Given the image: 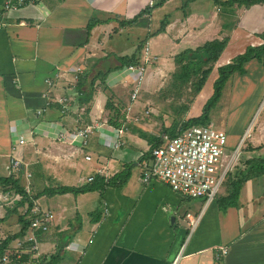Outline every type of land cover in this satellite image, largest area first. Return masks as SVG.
I'll use <instances>...</instances> for the list:
<instances>
[{
  "label": "crops",
  "instance_id": "1",
  "mask_svg": "<svg viewBox=\"0 0 264 264\" xmlns=\"http://www.w3.org/2000/svg\"><path fill=\"white\" fill-rule=\"evenodd\" d=\"M4 1L0 0V175H14L24 187L29 183L32 194L60 185H88V176L98 169L103 171L99 176L112 180L102 193L95 189L39 196L36 202L55 218L47 232L36 234L37 251L27 248L23 236L12 241L6 253H29L30 260L24 264L57 253L58 264H264V174L248 179L236 204L222 208L216 198L206 202L183 197L161 181L143 182L140 166L150 148L146 131L158 137L178 125L179 116L188 120L200 115L198 109L202 111L203 106L195 98L185 113L173 118L167 116L170 111L143 108L142 103H154L150 96L156 90L155 78L150 82L147 76L151 66L160 61L158 71L163 75L180 51L224 37L229 40L214 68L230 63L248 46L264 42V1L239 5L223 3L228 0L218 4L214 0H166L148 12L144 10L150 0H29L7 10ZM136 16L134 23H128ZM163 23L164 29L156 34ZM119 35L130 43L117 45L114 38ZM142 40L141 55L149 46L154 60L144 75L146 97L127 111L136 75L124 71L125 67L117 69L118 57L133 53ZM108 69L105 84L114 93L115 103L122 106L119 127L109 122L114 113L105 108L108 94L100 81L87 103L80 101L77 89L79 74ZM243 71L232 74L231 98L236 92L244 102V96L252 92L243 94L250 81L249 87L260 84L262 102L264 60L246 61ZM236 82L238 90L234 91ZM90 124L100 127L84 149L78 142L56 138L60 129ZM116 128H122L119 137ZM29 130L34 132L32 138L13 152L12 142ZM247 132L227 131L228 146L232 148ZM116 139L121 142L119 148L113 147ZM244 142L246 152L257 156L241 159L240 169L246 168L247 160L264 156V113ZM13 159L20 168L9 172L7 166ZM26 173H30L28 180ZM0 192L9 197L16 193L1 185ZM225 194L226 187H222L217 196ZM18 201L2 203L0 219L8 221L13 214L8 216L6 211ZM17 210L23 214L26 207ZM188 214L196 219L194 225ZM14 216L17 227L9 234L20 229ZM6 228L10 229L7 223Z\"/></svg>",
  "mask_w": 264,
  "mask_h": 264
},
{
  "label": "trees",
  "instance_id": "2",
  "mask_svg": "<svg viewBox=\"0 0 264 264\" xmlns=\"http://www.w3.org/2000/svg\"><path fill=\"white\" fill-rule=\"evenodd\" d=\"M166 0H158L152 7H158ZM264 0H228L223 2L224 4H228V2L237 3L239 5H253L258 2H262ZM215 3H220V0H214ZM222 3V2H221ZM186 2L184 6H186ZM150 7H147L144 12L150 11ZM138 16L129 21L128 23H134L137 20ZM120 25H123L121 22ZM90 28V27H89ZM164 29V23L161 28L156 32L159 33ZM264 39V34H263ZM145 42V41H144ZM143 40L138 45L136 50L130 55H124L118 57L120 65L118 68H124L128 65L139 64L141 62V48L143 46ZM228 39L224 37L222 39H213L210 41H206L200 46L196 48H187L180 51L178 54L174 56V64L175 68L171 73V77L173 81V86L177 87L178 93L181 95L183 90H190V100L187 103H180L176 106V113H185L189 108L190 103L195 99V97L201 92L205 81L208 76L213 71L216 62L219 60L223 50L227 45ZM256 58L258 60H262L264 58V43L259 46H248L244 53L237 55L230 63L221 65L217 67V78L214 81V91L209 100L203 105L202 111L200 115L196 117L189 118L188 120L180 119L178 125L175 127L169 128L165 130V133L158 137H152L150 140V148L143 155L145 160L151 159V150L155 147L160 146L164 142V136H175L177 133L182 131L183 129L192 126V125H200L209 123V112L211 106L214 105L219 99L224 84L227 79L236 71V68L241 66L246 61ZM111 70L108 69L106 71L96 70L84 72L78 75L77 89L78 92L82 95L80 96V101L82 103H87L92 96L94 85L97 81L102 83L103 89L107 91L108 99L105 105V108L110 112H113L114 115L109 118V122L115 126L119 127L121 125V120L123 116L119 114L121 112L122 106H118L115 103V95L114 93L106 86L105 80L108 73ZM118 113V114H116ZM181 117V116H180ZM228 148V147H227ZM228 151V149H227ZM264 174V156L247 160V166L245 169H238L235 172H229L226 176V190L227 194L217 196V202L219 205L224 208L228 205L234 206L239 199L241 188L244 183L250 179L251 177L258 176ZM111 179H105L103 176H99V174H95V177L92 181L88 182L90 184L81 186V187H72V186H57L53 188H45L41 192H36L32 194L31 192H27L25 187L22 185L21 181L18 178H15L14 175L10 176H1L0 175V185L5 187L7 190H13L16 193H19L22 196V199L18 201L13 208L6 211V215L10 216L12 214H17V220L20 223V229L18 232L8 234L4 238L0 239V259L6 253V250L9 248V245L12 241L17 238H23L28 234V226H29V217L28 213L30 208L33 206V200L37 199L39 196L43 194H63L67 192L79 193L86 192L91 190H99V192H103L104 187L111 183ZM21 206L26 207L25 213H19L18 208ZM99 214V212H97ZM7 216V217H8ZM5 221L4 218L0 219V222ZM18 251L12 250L9 253V261L8 263L15 264H24L28 260H30L29 253H23L18 256ZM60 259L59 253L51 255V256H42L36 263L34 264H58Z\"/></svg>",
  "mask_w": 264,
  "mask_h": 264
},
{
  "label": "built area",
  "instance_id": "3",
  "mask_svg": "<svg viewBox=\"0 0 264 264\" xmlns=\"http://www.w3.org/2000/svg\"><path fill=\"white\" fill-rule=\"evenodd\" d=\"M29 0H5L3 8L7 10L16 6H20ZM153 1L150 0L149 7H152ZM264 42L260 41L252 46H259ZM154 57L150 52L149 46H145L141 62L139 64L128 65L125 67L126 72L136 75V79L131 89L130 102L127 106V111L132 110V105L140 92V86L143 84L146 66L152 64ZM148 112V111H147ZM38 111L37 114H40ZM100 127L98 124L84 125L82 127L74 128L73 130L60 129L56 133L58 141L75 143L78 142L80 148L84 149L88 146L89 138L96 128ZM33 131L29 130L27 134L21 135L18 139L12 142L11 149L16 151L19 145L25 144L29 138H32ZM116 137L122 133V128L114 129ZM164 142L151 150V159L143 160L140 164L142 169L141 179L145 183L153 181H161L169 186V188L189 198H204L206 202H210L216 198L220 191V187L224 184L227 174L235 166V160L238 155V148L229 156L227 153V134L224 130L215 127L211 123L189 126L175 136H164ZM121 142L116 139L113 141V147L119 148ZM86 160H90L89 154L85 155ZM19 169L20 163L13 159L7 166V169ZM96 174H103V171L98 169ZM30 177V173H26V179ZM95 174L88 176L87 181L94 179ZM27 192L30 191V184L25 186ZM11 197V198H10ZM0 192V200L10 203L16 200H21L22 196L15 193L12 196ZM8 202V201H7ZM9 203V204H10ZM2 206V204L0 203ZM27 210V209H26ZM26 212V211H25ZM28 234H26L24 241L27 243V248L31 252L38 249L36 234L40 232H47L55 218L51 210L43 209L33 200V206L29 213ZM191 225H194L196 219L189 218L186 215ZM22 246V242L18 243ZM222 254L227 253L225 247L222 248ZM9 261V254L5 253L0 259V264H7Z\"/></svg>",
  "mask_w": 264,
  "mask_h": 264
},
{
  "label": "rangeland",
  "instance_id": "4",
  "mask_svg": "<svg viewBox=\"0 0 264 264\" xmlns=\"http://www.w3.org/2000/svg\"><path fill=\"white\" fill-rule=\"evenodd\" d=\"M238 27H240L238 25ZM227 31H229V29H227ZM243 34V33H242ZM246 34V33H245ZM253 34V33H252ZM126 35V34H125ZM123 36V35H122ZM244 38V37H242ZM229 40V38H227ZM115 42L117 43V45H121L125 43H130L127 40V37H125V39H121V36H116L114 38ZM244 43H246L247 39H242ZM123 41V42H122ZM243 42H240L241 44ZM243 46V44H242ZM138 47V46H137ZM241 47V46H240ZM247 47V46H246ZM128 49H130L129 53H131L133 51V49L131 47H129ZM230 52V51H229ZM236 53V52H234ZM234 58L236 56H233ZM264 59H262L263 61ZM170 62L174 63V57L173 59H170ZM153 63V62H152ZM155 65H152L148 72H147V76H148V80H150V82H152V80L154 79L155 81H153L152 83H154V88H156L155 92L153 95H151L150 97H154V103H146L143 104L142 103V107L143 108H151V110L153 112L156 113V110H164L166 112L170 111V114H168L167 116H171V118H173V115H176V106H178L180 103H188L191 97V93L189 89L183 90L181 92V95L178 93L177 91V87L173 86V81L172 77H171V73L173 72L174 69L173 66H175V64H170L169 67H165L164 69V73L163 75H160L159 73V67H160V61L157 63H154ZM155 68V70H154ZM244 68V63L236 68L237 73H242ZM152 71V72H151ZM154 71V72H153ZM234 73V72H233ZM153 75V76H152ZM156 75V77H155ZM217 78V69L214 68L213 71L211 72V74L208 76L207 80L204 83V86L201 90V92L195 97L198 103H203V105L209 100V98L212 96L213 91H214V81ZM233 79L234 77L231 75L229 77V79L226 80L224 87L222 89V93L219 97V99L217 100V102L211 106L210 112H209V120L208 122L211 123L212 125H214L217 128H223L224 131H230L231 130H235V131H245L247 130L249 135H244V138L242 140H240V138H238L236 144L231 148L228 146V142H227V146L226 148L228 149L227 153L229 154V156H231L235 151L237 146L239 145L238 148V155L236 157L235 160V166L231 169L230 172H235L238 169H240L241 167V159L247 157V156H257L256 152H246V143L244 142L245 139L246 141L249 140V136L253 133L254 127L256 126L257 122L260 120L261 115L264 113V100L262 102L261 99L259 97V91H260V84H256L252 87H249L248 85H252V82L249 81V83H247L248 85L244 86V93H247L249 91H252L250 95L248 96H244V102H240V98L243 95H240V97H236V92L234 93V96L231 98L230 95V90L231 87L233 86ZM133 82V79H132ZM237 85L238 83H235V89L234 91H237ZM144 97H146L145 95V91H144V83L140 86V92L138 94V97L136 98V100L134 101V106L137 104V101L143 102ZM260 99V100H259ZM154 108V109H153ZM203 108V106H202ZM201 108V110H202ZM151 111V112H152ZM199 113H201V111L198 109ZM141 115L142 117L145 116V112L144 109H142L141 111ZM154 113V114H155ZM149 115V114H146ZM157 118V117H156ZM171 118L167 119V117L165 118L166 121L171 122ZM180 116L177 118V121H179ZM154 119V118H152ZM164 120V121H165ZM249 124V125H248ZM248 125V126H247ZM247 128V129H246ZM225 132V133H226ZM147 134V138L151 139L154 135V132L148 130L145 132ZM243 134V132H242ZM241 134V137H243V135ZM229 138V137H228ZM259 181V179H258ZM224 185V186H223ZM221 187L220 190L222 189V187H226V182H224ZM11 198V197H10ZM7 199V201H9V199ZM6 201H2L0 200V203H4ZM15 202V201H14ZM16 220V216H14V214L12 216H10V218L8 219V221H4L0 222V237L1 236H6L7 234L11 233L13 230L16 229L17 226L15 225V221ZM6 223H7V227L10 229L6 228Z\"/></svg>",
  "mask_w": 264,
  "mask_h": 264
}]
</instances>
